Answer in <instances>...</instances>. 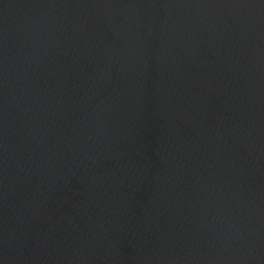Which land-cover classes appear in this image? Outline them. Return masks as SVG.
<instances>
[{
	"label": "water",
	"instance_id": "water-1",
	"mask_svg": "<svg viewBox=\"0 0 264 264\" xmlns=\"http://www.w3.org/2000/svg\"><path fill=\"white\" fill-rule=\"evenodd\" d=\"M0 264H264V0H0Z\"/></svg>",
	"mask_w": 264,
	"mask_h": 264
}]
</instances>
